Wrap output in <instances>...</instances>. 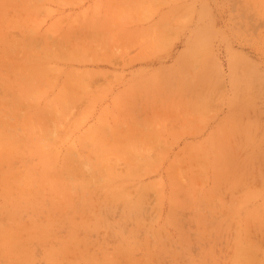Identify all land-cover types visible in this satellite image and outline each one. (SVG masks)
Returning a JSON list of instances; mask_svg holds the SVG:
<instances>
[{
    "label": "rangeland",
    "instance_id": "rangeland-1",
    "mask_svg": "<svg viewBox=\"0 0 264 264\" xmlns=\"http://www.w3.org/2000/svg\"><path fill=\"white\" fill-rule=\"evenodd\" d=\"M125 142L155 160L122 198L95 176ZM242 254L264 264V0H0V264Z\"/></svg>",
    "mask_w": 264,
    "mask_h": 264
},
{
    "label": "bare ground",
    "instance_id": "bare-ground-1",
    "mask_svg": "<svg viewBox=\"0 0 264 264\" xmlns=\"http://www.w3.org/2000/svg\"><path fill=\"white\" fill-rule=\"evenodd\" d=\"M43 73V72H42ZM77 76V75H76ZM74 77V76H72L70 79H69V81L64 85V87L62 88V91H61V97H60V101H61V103H65V101H68L69 99H73V98H76L77 96H79L80 95V90H79V88L77 89H73V88H75V85H74V82H71L73 79H77L78 77ZM75 80H73V81H75ZM74 86V87H73ZM68 90H70V92H71V94L72 95H68ZM101 128H103L102 129V134L103 133H105V132H103V130H104V125L101 127ZM101 130V129H100ZM253 130V129H252ZM114 135H115V133H114ZM92 136H93V133L91 132V133H88L87 135H86V138H92ZM97 138V137H96ZM253 141V140H252ZM88 142V141H87ZM129 142V141H128ZM131 142V141H130ZM129 142V143H130ZM251 142V141H250ZM107 143V142H106ZM118 143V142H117ZM117 143L115 142V145L117 146ZM126 143V142H125ZM132 143V142H131ZM121 144V143H120ZM112 145H113V143H112ZM132 145L131 144H128V143H126L125 145H123V150L124 151H122V148H120V147H122L121 145H119V151L117 152V155L118 154H120V153H125V155H126V158H127V160H128V170L126 171V173L124 172V174L125 175H120L119 173H116V172H113L112 170H111V168H107V167H104L103 165H99V173H98V176H95V177H99L100 179H102V181H103V184H105L106 186H105V188L108 190V188L110 187L111 188V193L112 194H119L122 198H125L126 197V195H124V193H125V191H123V189H122V180L121 179H123V178H125V177H128V176H131L133 173H135V174H137V173H139V172H142V170L144 169V164L145 163H147L150 159L151 160H155V158H154V156H152V155H150V153H152V152H145V151H143V150H141V149H139L138 150V148H135L134 149V151H132V149H131V151H129L128 152V147H131ZM85 147H88V143H87V145H85ZM127 147V148H126ZM138 147V146H137ZM155 147V146H154ZM113 148H114V146H113ZM117 147H115V149H116ZM254 148V147H253ZM90 149V148H89ZM114 149V150H115ZM118 149H116V151L118 150ZM247 149V148H246ZM112 146H111V144L110 145H108V143L105 145V148H102L101 150H100V153L98 154V156L100 157V159H102V158H105V157H107L108 155H110L111 154V152H112ZM130 150V149H129ZM149 150V149H148ZM241 150V149H240ZM250 150V149H249ZM116 151H114L115 153H116ZM113 153V152H112ZM204 154L203 155H205V157L207 156L206 154V151H204L203 152ZM72 154V153H71ZM114 154V153H113ZM210 154V153H209ZM235 154V153H234ZM116 155V154H115ZM238 156V155H237ZM235 157V156H234ZM69 158V157H68ZM207 159V158H206ZM197 160L195 159V161H194V163L196 162ZM226 161V160H225ZM201 162H203V161H201ZM139 163H142V165L141 164H139ZM205 163V162H204ZM203 163V164H204ZM207 164V163H206ZM96 166V165H95ZM144 166V167H143ZM203 167H205L204 165H203ZM240 167V166H239ZM107 168V169H106ZM148 168V167H147ZM106 171V172H105ZM199 173V172H198ZM240 174V173H239ZM198 176V175H197ZM233 179V178H232ZM234 180V179H233ZM93 185V184H92ZM109 188V189H110ZM150 192V191H149ZM103 194V193H102ZM140 201H141V199H140ZM145 202V201H144ZM260 252H262V251H260ZM261 255V254H260ZM247 258H248V256L247 255H244V254H242L241 255V258H240V260H241V263L240 264H248L247 263Z\"/></svg>",
    "mask_w": 264,
    "mask_h": 264
},
{
    "label": "crops",
    "instance_id": "crops-1",
    "mask_svg": "<svg viewBox=\"0 0 264 264\" xmlns=\"http://www.w3.org/2000/svg\"><path fill=\"white\" fill-rule=\"evenodd\" d=\"M117 10H119V9H117Z\"/></svg>",
    "mask_w": 264,
    "mask_h": 264
}]
</instances>
